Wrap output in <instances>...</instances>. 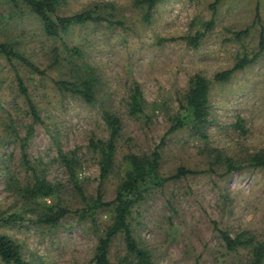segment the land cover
I'll return each instance as SVG.
<instances>
[{"label":"rangeland","instance_id":"374dc122","mask_svg":"<svg viewBox=\"0 0 264 264\" xmlns=\"http://www.w3.org/2000/svg\"><path fill=\"white\" fill-rule=\"evenodd\" d=\"M134 1L61 0L56 12L66 17L91 10L94 16L123 23V28L106 22L87 23L62 38L64 44L81 49L82 64L99 78L97 101L92 106L54 85L69 80L64 68H49L55 47L61 48L62 43L47 38L34 15L23 10L20 14L0 2V43L12 44L46 71L45 77H39L0 56V212L19 213L26 220L0 231L18 242L23 257L35 264H92L100 231L78 221L75 213L50 230L33 223L31 206L23 209L24 190L32 185L33 177L22 155L25 153L30 168L36 165L38 173L58 185L63 206L78 211L82 203L58 153L77 154L79 183L88 198L95 197L99 172L88 146L92 140L108 137L102 112H116L123 123L117 165L101 188L104 201H111L123 175L124 156L153 151L179 112L178 100L190 79L199 75L211 81L204 136L187 127L169 136L162 150L160 175L171 176L179 167L207 171L211 165L213 173L148 191L132 211L133 234L151 253L154 264H248L250 250L227 252L213 223L232 237L246 233L257 243L264 241V169L247 166L253 156L264 157V55L228 82H215L213 77L231 69L237 59L252 58L258 52L264 0H221L215 9L216 0H162L148 24ZM212 19V28L196 48L184 41L205 32L204 25ZM245 30L247 35L236 39V33ZM15 71L38 111L39 122L34 121L18 91ZM135 86L143 96L144 113L130 117L127 103ZM216 156L233 159L244 169L220 178L223 170L217 166ZM44 202L50 206L58 201L49 197ZM97 216L103 224L110 213L103 210ZM123 256L118 237L109 257L115 263Z\"/></svg>","mask_w":264,"mask_h":264},{"label":"trees","instance_id":"16d2710c","mask_svg":"<svg viewBox=\"0 0 264 264\" xmlns=\"http://www.w3.org/2000/svg\"><path fill=\"white\" fill-rule=\"evenodd\" d=\"M162 0H135L134 6L143 10V21L148 24L152 13ZM221 0H216L212 6H215ZM0 2L9 4L12 10L29 12L34 15L42 24L45 36L51 40H59L62 47H55L52 62L49 68H64L67 70L69 80L56 81L54 85L58 90L70 96L78 97L88 106H92L97 101V89L99 87V78L94 72L82 64V51L80 48L70 47L63 43L62 38L67 36L75 27H83L87 23L106 22L109 26H118L123 28L121 22H111L104 20L100 16H94L91 10L82 11L71 16L60 17L56 14L61 0H0ZM24 15V14H23ZM256 23H259V15L256 13ZM213 19L207 22L205 32H198L193 37H185L184 41L197 47L200 39L213 26ZM248 31L236 33V39L245 37ZM264 55V27H261L258 43V52L252 57H241L237 59L234 66L226 71L220 72L213 77L215 82H228L231 76L237 72L251 66L261 56ZM0 56L10 65L18 63L28 69L34 75L45 77L46 71L41 70L33 62L18 52L10 43H0ZM18 80V91L27 102L29 112L34 121L39 122L38 111L31 100L27 88L21 77L15 71ZM211 81L199 75L193 76L189 81V86L185 94L178 100L179 112L175 114L170 122L167 131L160 138L158 144L152 152L147 155L128 154L123 158V175L115 188V196L111 201H104L101 193L102 184L116 170V151L117 143L122 134V120L119 114L111 110H104L101 114L103 123L106 126L108 137L106 140H92L88 146V153L95 160L99 172V184L95 197L88 198L84 193L82 185L77 178V171L81 166L80 159L75 152L64 154L58 153L59 160L69 173L70 183L74 188V194L82 203V208L72 212L63 206L58 199L59 187L49 182L42 173H38L36 165L30 168L29 161L25 153L22 155L23 163L27 170L32 173L33 183L25 187L24 210L31 206V212L34 215L33 223L37 226H45L51 229H57L61 221L67 216L78 214V221L89 226V228L100 234L94 247L92 264H154L151 253L139 244L134 237L131 218L133 209L143 201L144 195L151 189L162 188L171 181H178L189 176L203 173H213L211 168L207 171H193L179 167L175 173L168 177L160 175V163L162 160V150L165 147L167 138L178 131L189 128L197 136H204V129L208 125L209 109V90ZM144 100L138 87H133L127 103V111L130 117L142 115ZM26 141V140H25ZM24 149V140L22 143ZM217 166L221 167L223 173L220 178L230 177L231 175L243 170L233 159L221 158L216 156ZM254 169H264V157L253 156L247 165ZM39 171V170H38ZM51 197L57 203L52 202L48 206L45 198ZM109 211L110 217L107 221H99L98 214L103 211ZM26 221L25 217L19 213L8 214L0 212V228L12 225H22ZM214 230L223 243L224 249L229 253H236L240 249L248 248L250 250V259L248 264H264V241L257 243L252 236L248 234H238L230 236L224 230L218 228L213 223ZM120 238L124 247V256L115 263L111 262L109 257L110 248L116 238ZM22 246L4 235L0 231V264H35L31 260H26L22 254Z\"/></svg>","mask_w":264,"mask_h":264}]
</instances>
